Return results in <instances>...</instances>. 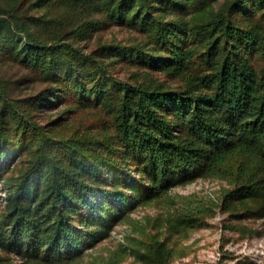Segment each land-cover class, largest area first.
I'll return each mask as SVG.
<instances>
[{"label":"trees","instance_id":"1","mask_svg":"<svg viewBox=\"0 0 264 264\" xmlns=\"http://www.w3.org/2000/svg\"><path fill=\"white\" fill-rule=\"evenodd\" d=\"M53 3L92 6L104 17L84 24L82 39L119 25L144 41L88 52L67 30L46 37L53 18L32 11ZM0 59L49 84L15 98L0 78V264L10 254L26 264L128 256L169 264L174 250L158 234L139 238L147 233L139 223L107 256L98 253L118 223L156 201L172 208L160 224L181 236L205 227L217 208L264 218V0H0ZM117 61L180 84L149 73L121 79L111 71ZM66 99L102 111L108 123L63 134L37 121L33 110ZM17 158L22 165L12 164ZM198 179L222 183L218 200L176 201L172 189Z\"/></svg>","mask_w":264,"mask_h":264},{"label":"rangeland","instance_id":"2","mask_svg":"<svg viewBox=\"0 0 264 264\" xmlns=\"http://www.w3.org/2000/svg\"><path fill=\"white\" fill-rule=\"evenodd\" d=\"M25 1L28 5L31 0ZM32 12L44 14L50 19L53 18L46 24L49 25L44 29L45 36L52 37L55 33H64L63 31L67 30L69 33L71 32L68 41L81 46L88 52L97 49L104 43L116 42L130 45L144 41V37L136 31L119 25H109L87 31L88 37L82 39L85 32L80 36L78 30L86 29L83 27L84 24L91 20L104 18L92 6H67L64 4L60 6L53 3ZM111 71L119 78L130 81H135L137 75L149 73L161 81L171 83L174 87L180 84V81L171 80L165 73L146 72L142 67L123 61L115 62L111 66ZM0 78L9 86L11 95L15 98L37 96L49 85L41 80L32 69L5 59H0ZM33 113L39 123L47 127H57L63 134H72L77 130L97 133L108 123V117L102 111L93 108L79 109L71 99L61 100L56 106L47 103L45 107L33 110ZM55 119H60L59 123L55 124ZM22 160L17 158L12 164L22 165ZM221 186L222 183L217 180L198 179L187 185L176 186L172 189V195L178 202L183 201L182 199L185 197H192L198 202L211 203L218 200ZM6 196V190L0 183V212L5 209ZM182 204L184 205L183 202ZM168 205L162 201H156L136 208L131 213V221L118 223L113 230L112 237L100 244L98 253L107 256L110 250L116 249L119 243L125 241V237L129 233H134L132 231L133 224L139 223L147 230V233L142 230L138 231L136 235L139 238H147L150 232L158 234L160 239L167 241L168 246L174 250L169 264H264V218H237L231 213L217 208L213 217L208 216V224L205 227L192 230L185 236H181L168 233L166 227L158 221L166 216L169 209H172ZM153 223H156L155 227ZM9 257L10 260H6V264H26L16 254H10ZM120 264L147 263L128 256Z\"/></svg>","mask_w":264,"mask_h":264}]
</instances>
